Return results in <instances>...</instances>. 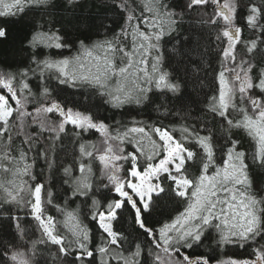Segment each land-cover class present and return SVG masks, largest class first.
Masks as SVG:
<instances>
[{
    "label": "snow or ice",
    "instance_id": "obj_1",
    "mask_svg": "<svg viewBox=\"0 0 264 264\" xmlns=\"http://www.w3.org/2000/svg\"><path fill=\"white\" fill-rule=\"evenodd\" d=\"M112 4L122 18L118 30H111L103 20L74 15L69 23L77 32L87 33L94 27L105 32L102 39L86 42L87 36L73 39L67 31H42V25L33 26L27 45L33 50L30 59L36 67L16 72L0 69V216L13 222L16 236L22 238L20 217L11 213L13 206L30 210L41 233L40 239L32 242L33 256L37 244H51L56 246L61 264H96V257L99 264H264V188L254 186L251 175V166L264 168V64L256 62V54L264 53V0H250L246 6L245 26L254 33V38L246 40L242 39L243 28L236 23L241 10L239 0H183V6L177 0H112ZM209 5L212 11L206 10ZM56 6V0H0V41L9 38L13 25L27 23L33 9L47 11ZM61 6L75 14L82 8V0H62ZM193 12L201 17L197 26L214 27L215 39L226 43L219 50L217 91L207 106L208 112L220 117L225 126L219 143L214 142L210 131L201 134L195 126H181L179 138L173 135L175 128L149 125L134 118L112 128L91 112L54 99L47 84L42 85L38 106L28 110L37 95L28 77L37 70L42 79L45 73H51L59 85L94 89L113 108L142 107L154 102L157 91L172 93L179 99L181 84L165 67V51L178 64L184 57L198 61L185 63L193 74L203 70L207 49L197 34L184 33L186 17ZM109 31L111 35H107ZM168 43L172 44L170 49L165 48ZM237 45L243 46L245 57L237 58ZM41 46L75 47V53L59 59H38L35 50ZM232 112H237V118H232ZM30 124L37 130L29 132ZM93 129L103 137L102 147L81 144V156L100 162L107 180L103 187L115 193L104 203L91 199L90 217L99 229L97 243L78 211L56 205L63 216L60 221L46 214L52 193L38 179L42 173L34 171L37 158L52 167L55 142L62 134L71 131L79 136ZM233 130L255 141L251 164ZM13 132L19 138L18 144ZM44 133L49 135L45 137ZM125 144L134 146V150L127 151ZM31 152L36 155L30 156ZM94 152L98 154L94 156ZM197 158L199 173L190 176L186 164ZM124 163L130 167L122 177ZM63 171L72 179V196H89L93 190L91 163L82 161L81 175L76 178H72L70 167ZM165 182H169L167 190ZM168 195L180 198L182 210L167 222H153L157 200ZM126 213L148 247L116 229V222ZM211 232L215 233L218 249L229 245L251 247L252 256L216 259L208 254L192 257L182 251L202 246ZM0 264L32 261L11 243L0 241Z\"/></svg>",
    "mask_w": 264,
    "mask_h": 264
},
{
    "label": "trees",
    "instance_id": "obj_2",
    "mask_svg": "<svg viewBox=\"0 0 264 264\" xmlns=\"http://www.w3.org/2000/svg\"><path fill=\"white\" fill-rule=\"evenodd\" d=\"M239 2L241 10L236 23L243 28L242 39H252L254 38V33L245 26L243 19L246 15V6L250 0H239ZM256 2L259 3V0H256ZM177 3L183 6V0H177ZM61 4L62 0H56V8L48 9L47 11L39 8L33 9L28 17L27 23L15 24L11 27L9 38L0 41V69L16 72L29 66L32 68L36 67L34 64H31L30 59L33 55V50L27 45V37L33 31V26L42 25L43 27L40 29L42 31H47L50 28L53 30L60 29L62 33L67 31L72 33L73 39L78 35L81 38L87 36L88 41L86 42H90L102 39L105 35L104 30H97L94 27L87 33L77 32L73 25L69 23V20H72L74 15L88 16L97 21L103 20L111 25V30H118L122 23V18L114 9L112 0H82V8L78 9L75 14L71 11H65ZM206 10L212 11V6H207ZM49 13H51L50 23ZM200 18L196 12H193L190 17H186L184 33L192 32L197 34L201 45L207 49L205 53L206 62L202 71L193 74L185 67V63H198V61L188 60L187 57H184L178 64L170 56L169 52L165 51V67L173 73L174 77L181 84L179 99L172 93L157 91L153 97L154 102H150L142 107L125 105L123 108H113L106 102V97L100 96L94 89L86 86L73 88L66 85H59L51 73H45L42 79L39 70H37L35 74L29 73L28 77L32 92L37 94L36 102L29 103L28 110L32 111L34 107L38 106L42 100L40 96L42 85L47 84L53 90L52 97L54 99L59 100L68 107L91 112L94 114V118L104 120L112 128L118 127V122L119 124L130 123L134 118L149 125L175 128L177 131L173 135L179 138V129L181 126H195L201 131V134H206L210 131L214 137V142L219 143L225 135V126L220 117L213 116V114L208 112L207 106L210 96L216 94L217 91L218 85L215 77L220 68L219 50L225 47L226 43L215 39L216 32L214 27L209 25L197 26L196 21ZM0 22L3 21L0 20ZM107 35H111V31ZM171 47V43L165 45L166 49H170ZM35 52L37 53L38 59L47 57L59 59L61 56L73 55L75 53V47L72 49H50L41 46ZM236 52L238 59L247 55L242 45H237ZM256 62L258 65L264 64V53L256 54ZM237 116V112H232V118H237ZM53 118L55 117L53 116ZM27 130L34 132L37 129L35 125L30 124ZM75 131L79 132L80 130L76 129ZM12 134L15 143L18 144L19 138L16 137L15 132ZM48 135L49 133H44L45 137ZM233 136L240 140V147L248 153V159L251 164V156L255 151V141L251 140L246 133L240 130H233ZM102 139L101 134L94 129L80 132L79 136L74 135L71 131L68 134H62L61 139L55 142L56 149L52 154V167L49 168L48 163L44 159L37 158L34 168L36 173H42V175L38 176V179L45 183L46 189L52 193V204L45 206L46 214L52 215L57 221H60L63 219V216L57 211L56 205H59L67 211H78L81 220L92 230L94 243L98 242L96 237L99 229L90 217L91 199L94 197L100 200L101 203H104L105 200L114 198L115 193H109L108 189L103 187L107 183V180L103 177L102 165L96 159L81 156L80 145L84 144L86 147L95 145L97 148H101ZM0 140H3V138L0 137ZM186 146L193 147V150H196L191 144ZM2 147L3 143H0V148ZM125 148L127 151L134 150V146L128 144H125ZM97 154L94 152V156ZM29 155L35 156L36 152H31ZM142 160L143 158H141ZM82 161L91 163L92 174L90 176V182L92 183L93 190L87 197L72 196V179L64 174L63 169L70 167L72 169V178L79 177L81 175L79 172V164ZM129 167L130 165L128 163H124V170L121 172L122 177L125 176ZM142 168L143 164L141 163ZM186 168L190 176L198 175L199 159L197 158L194 162H188ZM251 175L254 186L264 188V168L251 166ZM65 181L68 182L66 183ZM164 186L167 190L169 182H165ZM182 208L183 203L180 201V198L174 197L173 195L165 196L156 202L153 222H167L178 211L182 210ZM29 211L28 209H17L13 206L11 213V215L20 217V225L23 229L22 238L16 236V229L13 226V222L0 216V241L14 245L17 250L25 253V257L31 260L32 264H61L57 259L56 246L51 244H37L34 250L35 255L33 256L31 251L32 242L38 241L41 233L37 229V223L31 217ZM156 226L159 227L160 224ZM60 227L63 230L62 226ZM115 227L117 230L128 235L130 240L135 239L136 242L148 247L145 237L139 234L133 225L130 214L126 213L122 216L116 222ZM182 251H186V254L192 257L208 254L216 257V259H226L229 257L246 259L252 256L251 247L240 248L235 245H229L218 249L215 243L214 232H211V235L208 236L202 246L188 250L182 249ZM95 260L96 264H99V257H96Z\"/></svg>",
    "mask_w": 264,
    "mask_h": 264
}]
</instances>
